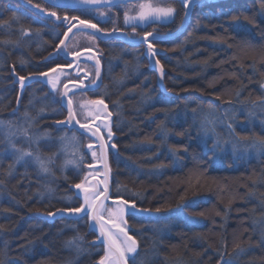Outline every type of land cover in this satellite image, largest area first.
<instances>
[{
    "label": "trees",
    "instance_id": "obj_1",
    "mask_svg": "<svg viewBox=\"0 0 264 264\" xmlns=\"http://www.w3.org/2000/svg\"><path fill=\"white\" fill-rule=\"evenodd\" d=\"M59 28L0 0V264H94L102 256L86 217L38 214L79 206L70 186L83 173L62 171L59 136L81 135L52 125L61 107L49 92L32 86L16 106L9 73L10 65L34 72ZM162 45L172 95L152 77L148 87L136 79L135 64L124 63L108 84L112 196L148 211L126 216L138 244L129 264H264V0L196 5L185 33Z\"/></svg>",
    "mask_w": 264,
    "mask_h": 264
},
{
    "label": "water",
    "instance_id": "obj_2",
    "mask_svg": "<svg viewBox=\"0 0 264 264\" xmlns=\"http://www.w3.org/2000/svg\"><path fill=\"white\" fill-rule=\"evenodd\" d=\"M43 2L56 7L65 9H96L110 6H116L120 4H126L128 2L137 0H42ZM178 1L183 7L184 13L180 25L172 32L166 34H150L142 38L132 39L123 32H104L98 26L78 20L68 31L64 34L61 42L58 44L57 49L50 53L45 59L52 58L58 53L65 54V44L70 35L76 30H83L92 33L100 39L117 38L129 45H138L141 42L145 45L144 55L147 57L149 68L156 73V84L160 91L166 95H172L164 84L165 70L156 59L155 54L163 53L157 49H154L149 43L150 39H158L161 41L175 40L180 37L188 28L192 16V10L194 5L200 4L205 0H169ZM24 5L40 13L42 16L53 18L57 23L63 21L58 19L57 15L52 12H44L43 9H39L37 6L26 3L20 0ZM89 50L78 52L72 56H65L67 59H82L89 58ZM89 60V59H87ZM63 73L62 68H54L48 72L33 74L26 77H20L12 69L11 74L14 76L15 83L18 84V95L16 105L20 103L23 91L27 85L32 82L38 81L47 85L51 92H54L57 88L58 78ZM101 78V77H100ZM100 78L98 80H100ZM85 88L78 87L77 84H68L63 87L61 95V104L66 110V117L64 120L52 121V125L56 127H67L69 129L76 130L84 135H87L96 140L94 144L86 145V150H90L94 147L99 149V158L96 163L88 165V169L96 170L100 169V173H94L91 171L89 175H86L80 183L71 185L75 196L81 201V204L77 208L72 209H58L51 213H38L41 217L47 220H53L56 218H70L77 219L82 216L88 217L89 228L95 233L96 239L93 240L91 245L101 244L103 246V258L94 264H129L128 258L132 257L137 251V241L129 234L128 223L126 221L127 214L145 215L148 211L138 208L135 204L128 202L122 198H112L111 192V170L108 157V149L103 137L99 135V130L96 125L97 122H101V127L106 129L107 135H109L108 143L112 138L111 134V122L112 116L110 112L102 104V110L105 117L96 119L93 122L81 124L76 119L72 104L69 99V94L73 92L83 91ZM97 105V108H98ZM110 204L116 214L115 219H107L103 213L106 206Z\"/></svg>",
    "mask_w": 264,
    "mask_h": 264
},
{
    "label": "flooded vegetation",
    "instance_id": "obj_3",
    "mask_svg": "<svg viewBox=\"0 0 264 264\" xmlns=\"http://www.w3.org/2000/svg\"><path fill=\"white\" fill-rule=\"evenodd\" d=\"M142 1V0H139ZM144 1H150V0H144ZM135 2V1H134ZM128 3H133L128 2ZM126 3V4H128ZM124 4L116 5V6H110V7H104V8H96V9H77V10H70L72 13H66V14H60L58 11L57 13L61 17H65L68 19V21H72L70 25L65 27V24H59L56 26H59V32L60 38L58 39V42L50 49L47 53H45L42 57L38 58L37 63H38V68L34 70V72L28 73L27 71H24L23 68H20L24 73H19L17 72L20 76H27L30 74H40V73H45L48 72L54 68H62L63 73L59 76L58 78V83H57V89L59 93V100L62 95V90L65 85L68 84H77L78 87H83L85 90L83 91H78L75 93L69 94V99L72 102L73 110L75 113L76 118L80 123H89L93 122L96 119H100L105 117L103 110H102V104L98 105V102L101 101L105 108L108 110V112L111 113L112 115V123H111V131L113 133L112 140L117 138V131L115 129V115L113 113V109L110 107L109 101H108V96L110 95V87L108 84L112 82V78L116 74L117 70L125 63L129 64H135L136 65V70H135V75L136 79H139V81L144 82L148 86L150 85L149 78L151 77L154 79V85L158 88L156 84V73L149 68V63L147 60V57L144 55L145 51V45L144 43H140L138 45H129L125 42H123L120 39L117 38H109V39H100L94 34H91L86 31H75L72 33L71 37L75 33H84L90 35L92 38H94V46L93 47H79L75 50H70L68 49V42L66 43L65 47V53L67 56H72L74 54H77L78 52L81 51H86L89 50L91 53L89 54V60L85 59H67L65 58L64 55L62 54H57L55 58H51L46 60V56L54 51L61 41L64 33L67 31L68 28L73 26L78 20L82 21H87L90 22L96 26H98L102 31L104 32H123L127 34L130 38L132 39H137V38H142L144 36L150 35V34H159L161 33L158 30V21L156 20H150L147 24L145 25H139L138 23H132L127 26L122 25V20L120 18H115L114 20L111 18H99L97 19L94 17L92 14L88 13L89 11H94V10H101V9H106V8H114L117 6H121ZM24 7V6H22ZM26 8V7H24ZM45 8V7H44ZM29 10L28 8H26ZM46 9V8H45ZM31 11V10H29ZM34 13V12H33ZM93 42V41H92ZM164 42L167 41H159L157 39H150L148 40V43L157 50H160L161 52L164 53H158L155 54L156 59L161 63L163 68L165 69L163 63H162V57L165 56L167 50L164 48L162 45ZM119 54L120 58L114 59L111 57L113 54ZM121 61V63H119ZM12 65L9 66V73H11ZM14 68V67H13ZM15 70V69H14ZM165 74H166V69L164 73V81H165ZM11 75V74H10ZM101 77V78H100ZM12 78V84H14L13 77ZM100 78V80H98ZM34 88H39L43 91L48 92L47 85L42 83V82H32L25 88V92L30 89L31 87ZM153 86V84H152ZM153 88V87H152ZM17 92H18V87L16 86ZM17 92H16V97H17ZM80 95L83 94L85 97H87L88 100L92 101L93 107L87 108L86 110L89 112L88 115L90 116V119H87V121H82L77 117V113L75 110L74 106V96L75 95ZM15 104V103H14ZM59 105L61 107V118L59 120H63L66 117V110L64 107L61 106L60 101ZM98 105V108H97ZM15 107V106H14ZM85 109V108H84ZM86 114V112H85ZM97 128L99 130V135L103 136L104 141L108 140V135L106 134V130L101 127V122H97ZM84 138H87L88 141H91L92 143H95L94 138H89L86 137L82 134H80ZM115 135V136H114ZM110 147V146H109ZM108 147V148H109ZM97 151L98 149L95 148Z\"/></svg>",
    "mask_w": 264,
    "mask_h": 264
},
{
    "label": "rangeland",
    "instance_id": "obj_4",
    "mask_svg": "<svg viewBox=\"0 0 264 264\" xmlns=\"http://www.w3.org/2000/svg\"><path fill=\"white\" fill-rule=\"evenodd\" d=\"M88 13L92 14L97 19L99 18H120L122 20V25L127 26L129 24L138 23L139 25H145L150 20H156L158 21V30L161 33H167L174 30V27L177 28L179 25V22L181 20V16L177 14V7L176 5H173L170 1H163V0H150V1H135L133 3L124 4L121 6H117L114 8H106L101 10H94L89 11ZM172 24V27L169 26V28L162 29L161 26L165 24ZM93 41V42H92ZM94 38H92L88 34L84 33H75L70 41L68 42V49L75 50L79 47H93L94 46ZM40 93V92H39ZM37 93L39 100H42L43 97L45 98L44 93ZM46 97V99H51L53 102H58L59 104V93L58 89L55 92V94H50ZM74 106L77 113V117L82 121H87V119H90V116L88 115L87 108H92L93 103L92 101L88 100L87 97L83 94H78L74 96ZM85 108V109H84ZM224 109V106L221 107ZM59 108L57 107L54 110V116L58 114ZM86 112V114H85ZM40 115H43V111L39 112ZM26 126V123H18L15 129H23ZM67 132V131H66ZM66 132H62L63 134L59 136V139L61 138V149L63 150L62 153V164L61 168L62 171H66L68 169H73L75 172H80L81 174L86 173V175H89L90 171H85V166L87 164H90L91 162H95L98 160L99 153L96 149L88 150L87 152L84 149V146L89 142L87 138H84L83 136L78 137L76 134H68L65 135ZM41 135V133H35L34 138ZM45 138V135L42 134L41 136L35 138L40 139ZM58 138V137H57ZM80 138V139H79ZM22 140V138L20 139ZM26 138L24 139V141ZM24 146L26 148L29 146V141L27 140L24 142ZM34 162L41 166L42 168L45 167L44 161L39 158V156L34 155ZM48 162V165L51 163L50 160L46 161ZM82 174V175H83ZM67 201H70L69 197L66 198ZM113 209V208H112ZM110 209L106 211V214L110 218L115 219V212ZM107 216V217H108ZM108 217V218H109Z\"/></svg>",
    "mask_w": 264,
    "mask_h": 264
},
{
    "label": "bare ground",
    "instance_id": "obj_5",
    "mask_svg": "<svg viewBox=\"0 0 264 264\" xmlns=\"http://www.w3.org/2000/svg\"><path fill=\"white\" fill-rule=\"evenodd\" d=\"M115 214V213H114ZM116 215V214H115Z\"/></svg>",
    "mask_w": 264,
    "mask_h": 264
}]
</instances>
